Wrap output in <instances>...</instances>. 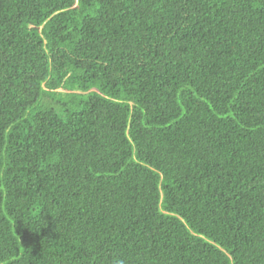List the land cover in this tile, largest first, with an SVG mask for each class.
<instances>
[{
  "label": "trees",
  "instance_id": "obj_1",
  "mask_svg": "<svg viewBox=\"0 0 264 264\" xmlns=\"http://www.w3.org/2000/svg\"><path fill=\"white\" fill-rule=\"evenodd\" d=\"M0 264H264V0H0Z\"/></svg>",
  "mask_w": 264,
  "mask_h": 264
}]
</instances>
